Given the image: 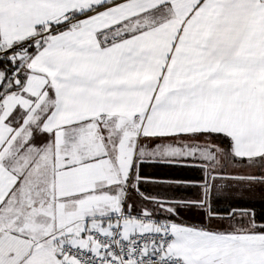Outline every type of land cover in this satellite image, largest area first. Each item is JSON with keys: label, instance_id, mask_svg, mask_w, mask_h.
Listing matches in <instances>:
<instances>
[{"label": "snow or ice", "instance_id": "obj_1", "mask_svg": "<svg viewBox=\"0 0 264 264\" xmlns=\"http://www.w3.org/2000/svg\"><path fill=\"white\" fill-rule=\"evenodd\" d=\"M0 264H264V0H0Z\"/></svg>", "mask_w": 264, "mask_h": 264}]
</instances>
